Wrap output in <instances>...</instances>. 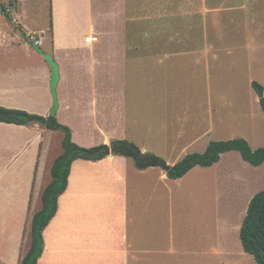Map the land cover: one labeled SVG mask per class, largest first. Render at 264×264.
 <instances>
[{
    "label": "crops",
    "instance_id": "0c3cea01",
    "mask_svg": "<svg viewBox=\"0 0 264 264\" xmlns=\"http://www.w3.org/2000/svg\"><path fill=\"white\" fill-rule=\"evenodd\" d=\"M183 2L189 3L177 9L172 3L159 4L156 16L166 26L145 33L143 45L132 44L128 0H51L49 12L38 18L46 19L49 28H37L30 0L16 3L18 23L0 9V22L5 18L14 29L21 25L23 34L15 30L10 36L0 28V107L50 116L51 68L34 48L38 41L59 66L56 118L71 129L72 141L81 147L128 141L171 167L191 153H204L211 142L238 135L255 145L253 150L264 147V141L254 139L253 128L218 134L215 124V87L230 86L228 79L237 67L231 57L249 63L259 37H251L256 22L247 13V0ZM237 11L243 16L224 19L237 30L222 31L220 15ZM209 23L214 26L209 28ZM185 69H191L193 82L184 88ZM227 135L230 138H223ZM63 141L61 131L39 124L0 123V264H20L28 252L32 220L42 209L54 162L64 153ZM234 152L179 180L158 167L140 170L123 155L74 161L56 216L44 231L39 264H152L156 259L162 264L215 263V254L224 252L222 245L194 250L186 241V219L194 208L185 196L201 195L207 199L204 204L209 200L211 176L192 179L208 171L222 173L218 180L228 190L235 182L233 190L246 191L248 178L229 165H252ZM252 168L261 172V180L264 164ZM263 190L264 185L250 196L245 192L247 205ZM246 213L244 209L239 215L238 231ZM241 252L246 253L244 248Z\"/></svg>",
    "mask_w": 264,
    "mask_h": 264
},
{
    "label": "rangeland",
    "instance_id": "374dc122",
    "mask_svg": "<svg viewBox=\"0 0 264 264\" xmlns=\"http://www.w3.org/2000/svg\"><path fill=\"white\" fill-rule=\"evenodd\" d=\"M186 1V0H185ZM32 8L35 11V25L37 23V28H49L50 25L46 19H38L42 14L46 15L49 12V4L51 5V0H30ZM172 3L173 9L189 3L183 2V0H128V17L130 20V34L132 38V44L134 45H143L144 44V35L145 33H150L152 30L161 31L162 27L166 26V22L163 19L156 16V11L159 9V4ZM18 0H0V9L5 8L9 9L10 5L16 6ZM248 10L247 13L255 19L256 24L252 27L251 37L252 39L258 34L255 41V49L249 53V63L237 62L236 56H232L237 64V67L234 68L230 78L228 79V87H215V94L217 95L216 106H218V114L216 117V128L220 129L218 134L225 131L226 133L232 135V132H241L247 130V132L253 128L254 139L259 142L264 141V112L262 111L261 106L256 103V94L259 97L258 91L254 87V83H257L260 87L264 89V0H247ZM40 12V13H39ZM244 13V12H243ZM238 16L242 17V12H232V13H223L220 15L219 26L222 31H236L237 29H232L231 22L229 20L224 21L227 17ZM8 16L12 21V13L9 12ZM35 17H31L32 21ZM169 19L176 20L174 16L168 15ZM229 19V18H227ZM37 21V22H36ZM41 23V26H39ZM213 23H209L208 27H213ZM237 26V23H236ZM16 29L7 19H3L0 22V28L4 31H8L10 36L15 31L17 35L22 36L21 25L16 24ZM18 37V36H17ZM226 41V39H223ZM228 44H234L232 40L227 39ZM223 43V41H222ZM131 44V42H130ZM17 45V44H16ZM251 50V49H250ZM143 51V49H141ZM184 68H186L184 66ZM184 88L186 85L193 82L191 77V69L184 70ZM256 78L254 83L250 81V78ZM214 87V86H213ZM197 88V86L195 87ZM256 90V91H255ZM256 92V94H255ZM254 93V94H253ZM256 98V99H254ZM191 101V99H190ZM131 104L134 105L135 102L131 101ZM147 109H151L149 104L142 105ZM142 111V109L140 110ZM51 116V113H50ZM223 138H230L229 135ZM234 139H243L238 135ZM226 140V139H223ZM228 140V141H229ZM251 144V143H250ZM255 145L251 144V148ZM255 148V147H254ZM264 148V147H259ZM257 148V149H259ZM199 152V151H197ZM196 152V153H197ZM241 157L240 153L234 152ZM193 154V153H191ZM200 154V153H198ZM234 158V157H233ZM166 161H172L170 157L165 158ZM245 161V160H244ZM246 162V161H245ZM175 166V165H174ZM243 167L242 168H240ZM230 168L238 169L235 171L238 175L246 176L250 183L245 189H241V192L233 190L235 187V182L231 190H228L226 187L222 186L225 183L223 180H218L222 177V173H216V171L201 172V175H197L192 179L201 178V176L209 175L211 176V182H209L211 187V192L207 193L206 196L209 198L206 201L207 205L204 204L203 196L198 194H187L185 197L187 199V205L194 208L191 218L186 219V241L189 244H193L194 250H200L201 248L209 247L215 248L216 245H222L224 248L223 253L217 252L215 254V263L212 264H257L251 255H248L242 252V243L240 239V231L243 224V221L240 225V231H238V221L240 220L239 215H243L244 209H248L247 199L245 198V192H248L250 196L254 189L259 186L264 185V170L263 178L260 180V171L254 170L252 167L244 169V166L238 162ZM205 170V169H203ZM200 176V177H199ZM196 179V180H197ZM220 189H219V188ZM264 191V190H263ZM241 193L242 195H236ZM207 200V199H206ZM204 208H207L204 210ZM190 212L186 208V215ZM245 218V217H244ZM193 221V222H191ZM196 221H200L202 224H199ZM29 238V235L28 237ZM31 240H27L26 247H30ZM197 259V255H194ZM133 264V263H132ZM147 264H150L147 262ZM152 264H162L161 259H156ZM190 264H192L190 262Z\"/></svg>",
    "mask_w": 264,
    "mask_h": 264
},
{
    "label": "trees",
    "instance_id": "16d2710c",
    "mask_svg": "<svg viewBox=\"0 0 264 264\" xmlns=\"http://www.w3.org/2000/svg\"><path fill=\"white\" fill-rule=\"evenodd\" d=\"M3 11L8 15L7 10ZM254 87H260L254 83ZM260 104L264 112V98L260 99ZM0 123L29 126L39 124L46 129L61 131L64 134V153L60 155L52 167V182L47 186L43 195V206L35 213L31 226L30 248L20 264H39V259L44 252V231L56 216L59 207V199L67 190L68 178L71 166L78 159L101 160L107 157L108 146L102 145L95 148H84L72 141V131L70 128L60 124L56 116L42 117L26 111L7 109L0 107ZM112 147H129L137 153L140 149L128 141H115ZM237 151L242 158L254 167L264 164V148L253 150L249 142L245 139H234L229 141L211 142L207 150L202 153L187 155L183 160L171 167L168 176L171 179L179 180L186 176L196 167L210 168L219 163L222 155ZM127 157V155H123ZM144 159H160L152 154H140ZM240 239L244 251L251 255L257 264H264V191L256 194L249 203L246 216L244 218Z\"/></svg>",
    "mask_w": 264,
    "mask_h": 264
},
{
    "label": "water",
    "instance_id": "95a60500",
    "mask_svg": "<svg viewBox=\"0 0 264 264\" xmlns=\"http://www.w3.org/2000/svg\"><path fill=\"white\" fill-rule=\"evenodd\" d=\"M35 50L47 61L48 65L51 68V93L53 98V108L51 110V116H56L57 111L59 109V100L57 88L60 81V71L59 66L56 63L55 59L52 55L45 53L36 43H34ZM259 98H264V89L262 87L257 88ZM143 153H137L132 148L129 147H108L106 150V155H127L128 158H131L135 161L136 167L140 170L150 168V167H158L163 171L168 172L171 169V166L168 165L165 161L160 159H144L142 158ZM144 155V154H143Z\"/></svg>",
    "mask_w": 264,
    "mask_h": 264
},
{
    "label": "built area",
    "instance_id": "2783aa9c",
    "mask_svg": "<svg viewBox=\"0 0 264 264\" xmlns=\"http://www.w3.org/2000/svg\"><path fill=\"white\" fill-rule=\"evenodd\" d=\"M9 12L12 13V17H13L14 22H15V23H18V22H19V19L17 18L16 15H14L15 12H16L15 6L10 5L9 9L7 10V13H9ZM15 16H16V17H15ZM96 40H97L96 38H93V39H92L93 42L96 41ZM88 42H89V40H88ZM35 43H36L37 45L39 44L38 41H35Z\"/></svg>",
    "mask_w": 264,
    "mask_h": 264
},
{
    "label": "bare ground",
    "instance_id": "6f19581e",
    "mask_svg": "<svg viewBox=\"0 0 264 264\" xmlns=\"http://www.w3.org/2000/svg\"><path fill=\"white\" fill-rule=\"evenodd\" d=\"M47 260V259H46Z\"/></svg>",
    "mask_w": 264,
    "mask_h": 264
}]
</instances>
